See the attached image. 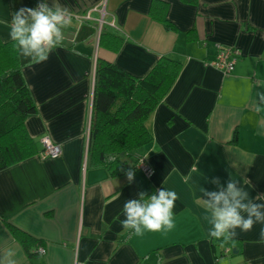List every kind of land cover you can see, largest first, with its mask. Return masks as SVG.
Returning <instances> with one entry per match:
<instances>
[{"label": "crops", "instance_id": "crops-1", "mask_svg": "<svg viewBox=\"0 0 264 264\" xmlns=\"http://www.w3.org/2000/svg\"><path fill=\"white\" fill-rule=\"evenodd\" d=\"M153 2L166 5L163 21L151 16ZM54 3L72 21L63 46L23 70L37 107L25 128L39 154L0 171V264H264V244L257 243L264 225L237 229L224 250L211 245L200 193L217 190L210 181L219 177L224 186L240 181L250 198L264 195V0ZM35 6L0 0V21ZM9 31L0 23L1 41H10ZM102 31L123 38L117 51L100 46ZM217 45L240 52L230 75L208 65ZM161 56L181 69L146 119L151 141L128 159L131 165L145 158L154 174L133 171L132 183L125 174L111 178L88 156L97 61L141 78ZM43 138L60 147L58 158L40 156ZM163 187L179 196L175 227L140 236L125 231L124 203ZM11 227L39 242L43 253L29 256Z\"/></svg>", "mask_w": 264, "mask_h": 264}, {"label": "trees", "instance_id": "trees-1", "mask_svg": "<svg viewBox=\"0 0 264 264\" xmlns=\"http://www.w3.org/2000/svg\"><path fill=\"white\" fill-rule=\"evenodd\" d=\"M33 1L36 5L39 2ZM156 3L153 2L151 16L163 21L166 5ZM166 28L172 29L167 23ZM187 38H192L191 32ZM122 40L121 36L104 31L99 37L100 46L114 52ZM31 65L11 40H0V171L39 154L37 143L25 128L26 119L37 112L23 75V70ZM180 69L179 61L161 56L145 76L137 78L115 64L97 61L88 148L91 166L105 169L111 178L121 177L128 170L138 171V157L131 165L128 159L151 141L146 119L164 100ZM11 231L29 256L41 255L39 242L15 228L11 227ZM210 241L213 247L223 250L230 244Z\"/></svg>", "mask_w": 264, "mask_h": 264}, {"label": "clouds", "instance_id": "clouds-1", "mask_svg": "<svg viewBox=\"0 0 264 264\" xmlns=\"http://www.w3.org/2000/svg\"><path fill=\"white\" fill-rule=\"evenodd\" d=\"M71 14L66 8L52 0H39L33 8L21 7L12 14L9 38L19 54L32 64L46 62L51 53L63 46V30L71 24ZM264 102V93L259 94ZM129 183L133 182L134 172L125 173ZM184 183L192 180L191 174L184 176ZM165 183V181H164ZM217 190L208 191L200 187L201 201L205 210L202 217L211 226L208 229L210 240H223L227 243L241 232H250L256 224L264 225V195L255 199L240 187V181L229 179L226 186L222 185L219 177L210 181ZM179 199L174 190L165 187L157 189L150 196L139 192L138 198L128 200L123 205L125 219L120 221L122 228L131 235L140 236L145 231H171L175 227L173 209ZM259 244H264V227L260 229ZM147 259V258H146Z\"/></svg>", "mask_w": 264, "mask_h": 264}, {"label": "built area", "instance_id": "built-area-1", "mask_svg": "<svg viewBox=\"0 0 264 264\" xmlns=\"http://www.w3.org/2000/svg\"><path fill=\"white\" fill-rule=\"evenodd\" d=\"M240 57V52L233 48L216 46L215 54L208 62V65L220 71L223 75H230L235 69V65ZM42 151L40 156L43 158L56 159L60 156V147L53 144L49 138L41 139ZM137 169L146 178L153 176L154 171L147 164V161L143 157H138ZM43 249L40 252L43 253Z\"/></svg>", "mask_w": 264, "mask_h": 264}, {"label": "rangeland", "instance_id": "rangeland-1", "mask_svg": "<svg viewBox=\"0 0 264 264\" xmlns=\"http://www.w3.org/2000/svg\"><path fill=\"white\" fill-rule=\"evenodd\" d=\"M78 26V25H77ZM40 144H41V141H40ZM41 146H42V144H41ZM128 163L130 164L131 162L128 160Z\"/></svg>", "mask_w": 264, "mask_h": 264}, {"label": "water", "instance_id": "water-1", "mask_svg": "<svg viewBox=\"0 0 264 264\" xmlns=\"http://www.w3.org/2000/svg\"><path fill=\"white\" fill-rule=\"evenodd\" d=\"M121 156H122V154H121Z\"/></svg>", "mask_w": 264, "mask_h": 264}]
</instances>
